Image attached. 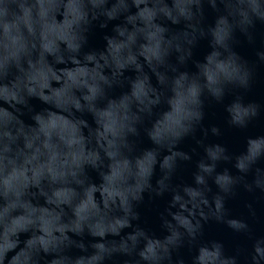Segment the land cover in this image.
<instances>
[{
    "label": "clouds",
    "instance_id": "clouds-1",
    "mask_svg": "<svg viewBox=\"0 0 264 264\" xmlns=\"http://www.w3.org/2000/svg\"><path fill=\"white\" fill-rule=\"evenodd\" d=\"M257 23L264 0H0V264H264V134L205 123L264 118Z\"/></svg>",
    "mask_w": 264,
    "mask_h": 264
},
{
    "label": "water",
    "instance_id": "water-1",
    "mask_svg": "<svg viewBox=\"0 0 264 264\" xmlns=\"http://www.w3.org/2000/svg\"><path fill=\"white\" fill-rule=\"evenodd\" d=\"M209 19L211 20L213 17V13L211 10H208ZM257 40L255 47H259L261 44V36L264 34V25L257 23L256 26ZM239 43L236 45L235 50L249 62L255 61L254 55V46L250 45L246 38L240 34H238ZM93 43L96 46H99L103 43L101 38V32L98 30ZM207 52V46L205 43H202L196 49V55L199 58H203V55ZM248 99L258 102L264 103V65L257 64L256 66V83L253 89L248 93ZM206 120L205 123H215L220 124L224 130V135L220 138L221 142L227 144L230 148H237L242 143L246 136H258L264 134V118L258 119L253 122L246 130H237V129H228L223 126L222 122V110L219 106L210 104L206 108ZM194 145V142L191 138H187L182 144L181 147L184 150H189ZM184 179H189V175L187 171L181 173ZM165 206V200L160 199L156 201H150L145 199L143 205H141L140 211L142 216L143 226L150 228L154 231H159V220H158V211L162 210ZM231 206L235 210H239L240 202L234 201ZM206 237L215 238V239H223L225 241H229L230 237L228 235V231L226 226L217 224L215 222H211L206 225Z\"/></svg>",
    "mask_w": 264,
    "mask_h": 264
}]
</instances>
